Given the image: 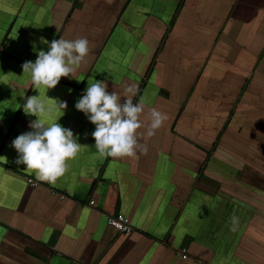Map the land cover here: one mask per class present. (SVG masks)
<instances>
[{
	"label": "crops",
	"instance_id": "0c3cea01",
	"mask_svg": "<svg viewBox=\"0 0 264 264\" xmlns=\"http://www.w3.org/2000/svg\"><path fill=\"white\" fill-rule=\"evenodd\" d=\"M59 38L90 52L36 88L22 64ZM98 80L121 103L139 85L146 154L100 156L75 108ZM30 96L78 136L55 183L15 162ZM153 108L167 120L148 137ZM0 264H264V0H0Z\"/></svg>",
	"mask_w": 264,
	"mask_h": 264
},
{
	"label": "clouds",
	"instance_id": "9594fccd",
	"mask_svg": "<svg viewBox=\"0 0 264 264\" xmlns=\"http://www.w3.org/2000/svg\"><path fill=\"white\" fill-rule=\"evenodd\" d=\"M89 52L87 38L74 41L53 39L48 44V50H40L34 62L25 61L22 70L24 73H30L31 83L36 88L44 86L46 89H53L62 77H75L77 69ZM107 89L108 84L98 80L87 86L84 94L75 103V108L82 111L95 125L91 135L100 156L135 158L137 151L146 154L147 145L140 144L137 138V129L143 126L140 115L144 111L145 103L142 98L135 104L132 100L139 92V85L126 89V93L131 95H126L122 103L117 92H109ZM56 107L65 110L67 103L58 101ZM23 110L27 115H35L37 119L29 123L31 131L24 132L12 140V147L18 153L15 162L35 171L39 180L55 183L68 171L67 162L75 159L79 153L78 136H74L70 128L62 126L59 122L46 123L40 118L42 114H50L53 111V107L44 99L28 97ZM149 118L151 123L147 136L151 137L167 120V115L153 108ZM232 221L235 225L237 218L233 217ZM232 230H235V227Z\"/></svg>",
	"mask_w": 264,
	"mask_h": 264
},
{
	"label": "built area",
	"instance_id": "2783aa9c",
	"mask_svg": "<svg viewBox=\"0 0 264 264\" xmlns=\"http://www.w3.org/2000/svg\"><path fill=\"white\" fill-rule=\"evenodd\" d=\"M29 183L36 185L38 182L32 178L28 179ZM66 194H61V197L64 198ZM95 201L91 200L90 204H94ZM108 223L115 227L117 230L125 233H129L132 231L133 227L129 221V218L124 214H113L108 216ZM180 255H182L183 258H187V250L186 248H182L178 252Z\"/></svg>",
	"mask_w": 264,
	"mask_h": 264
}]
</instances>
